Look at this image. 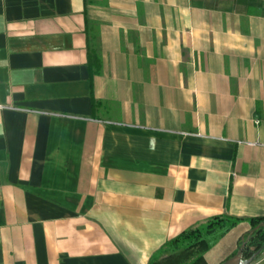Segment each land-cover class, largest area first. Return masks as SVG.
Listing matches in <instances>:
<instances>
[{"label":"crops","instance_id":"crops-1","mask_svg":"<svg viewBox=\"0 0 264 264\" xmlns=\"http://www.w3.org/2000/svg\"><path fill=\"white\" fill-rule=\"evenodd\" d=\"M0 104V264L264 217V0H0Z\"/></svg>","mask_w":264,"mask_h":264},{"label":"trees","instance_id":"trees-1","mask_svg":"<svg viewBox=\"0 0 264 264\" xmlns=\"http://www.w3.org/2000/svg\"><path fill=\"white\" fill-rule=\"evenodd\" d=\"M242 220H244L242 217L229 214L213 216L205 225L185 230L177 237L170 239L152 256L148 264H162L157 260V257L165 253L177 257L170 264H208L207 258H205L206 253L227 233L235 229ZM247 221L250 230H252L257 224L264 221V217L257 216L247 219ZM250 230L244 234L246 246L243 256L245 259L253 257L258 250L264 247V227L256 229L253 234H250ZM241 241L240 239L239 245H241ZM238 250L239 248L231 256ZM180 256H183L185 260L179 259Z\"/></svg>","mask_w":264,"mask_h":264},{"label":"rangeland","instance_id":"rangeland-1","mask_svg":"<svg viewBox=\"0 0 264 264\" xmlns=\"http://www.w3.org/2000/svg\"><path fill=\"white\" fill-rule=\"evenodd\" d=\"M262 222H264V221H262ZM245 232H247L246 229L243 230L242 233H240V236H242ZM233 236L230 237L229 239H227V241L225 242L226 244H224L223 246H220L219 249H221V252L218 251V252L213 253V256L210 258L208 264H220V263L224 262V254L223 253L226 250V248H228V250H229V248L232 245V243L234 241L238 242L239 239H240V236H236V235L234 237ZM244 238H245V236H244ZM244 238L242 239V237H241V240H242L241 241V245H242V243H244L246 241ZM241 245L238 246L239 249H240ZM221 254H223V255H221ZM227 257L229 258L230 256H227ZM176 259H177V257L175 255H170L168 253L162 254V255L157 257V260H159L162 264H170L172 260H176ZM179 259H182V261L185 260L183 256H180Z\"/></svg>","mask_w":264,"mask_h":264},{"label":"water","instance_id":"water-1","mask_svg":"<svg viewBox=\"0 0 264 264\" xmlns=\"http://www.w3.org/2000/svg\"><path fill=\"white\" fill-rule=\"evenodd\" d=\"M264 227V222H261L260 224L256 225L254 229L250 230V234H253L256 229ZM244 236H242V239ZM246 246V242L242 243L240 249L230 258H228L226 261L220 263V264H253L255 260L263 253L264 247L260 250H258L253 257L249 259H245L243 256V250Z\"/></svg>","mask_w":264,"mask_h":264},{"label":"built area","instance_id":"built-area-1","mask_svg":"<svg viewBox=\"0 0 264 264\" xmlns=\"http://www.w3.org/2000/svg\"><path fill=\"white\" fill-rule=\"evenodd\" d=\"M5 106L3 104H0V108H4ZM264 264V251L263 253L255 260L253 264Z\"/></svg>","mask_w":264,"mask_h":264}]
</instances>
